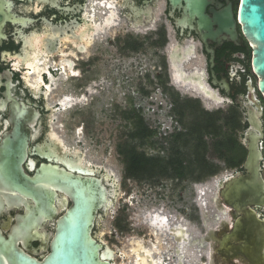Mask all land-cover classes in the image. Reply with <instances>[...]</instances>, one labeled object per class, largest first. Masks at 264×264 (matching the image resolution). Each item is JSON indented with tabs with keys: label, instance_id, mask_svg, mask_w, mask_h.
I'll use <instances>...</instances> for the list:
<instances>
[{
	"label": "flooded vegetation",
	"instance_id": "obj_1",
	"mask_svg": "<svg viewBox=\"0 0 264 264\" xmlns=\"http://www.w3.org/2000/svg\"><path fill=\"white\" fill-rule=\"evenodd\" d=\"M239 4L240 0H0V137L11 131L14 115L21 112L29 136L23 163L28 174L42 163L51 164L58 171L95 180L96 195L100 185L114 190L110 204L97 207L91 231L104 247V220L111 216L116 241L129 234L127 246H108L112 264H263L260 256L248 261L220 251L225 229L210 230L213 215L200 217L196 200L197 208L185 207L182 194L163 202L164 209L143 212L145 228L132 215L125 218L122 211L128 207L116 202L122 180L111 164L90 160L86 152L65 143L54 128V110L64 107L68 97L49 98L63 78L76 79L84 93L92 75L100 89L118 87L125 66L134 67L135 58L149 59L153 54L159 57L154 76L165 95L183 87L243 111L253 87L262 104L257 81L252 84L251 76L256 77L252 46L238 19ZM204 87L219 99L203 94ZM50 188L56 213L37 230L47 237L54 232L57 218L72 205L71 193L57 181ZM0 202L5 205L0 229L7 235L24 206L7 207L2 187ZM40 244L32 241L33 247ZM47 250L38 249L35 256L40 259Z\"/></svg>",
	"mask_w": 264,
	"mask_h": 264
},
{
	"label": "water",
	"instance_id": "obj_2",
	"mask_svg": "<svg viewBox=\"0 0 264 264\" xmlns=\"http://www.w3.org/2000/svg\"><path fill=\"white\" fill-rule=\"evenodd\" d=\"M238 19L252 46L251 66L264 100V0H240ZM204 90L211 98L219 99L212 90ZM247 99L242 105L247 123L241 135L246 148L243 172L235 171L219 183L211 197L214 212L207 213L203 197L201 204L205 216L213 215L214 224L209 229L223 227L226 231L219 242L220 251L241 255L248 261L260 256L264 264V215L259 212H264V107L255 97L253 87ZM22 117L21 112L16 113L11 131L0 137V187L5 189L7 207L24 206V212L16 216L7 235L0 229V264H112L111 248L103 247L91 231L97 207L106 208L114 190L100 185L96 195L95 180L58 171L51 164L42 163L33 174H28L23 163L29 136ZM54 181L71 193L72 205L57 218L54 232L47 237L37 230L56 213L55 194L50 188ZM4 208L0 202V212ZM34 240L41 244L33 247ZM38 249L47 250L40 259L35 256Z\"/></svg>",
	"mask_w": 264,
	"mask_h": 264
},
{
	"label": "rangeland",
	"instance_id": "obj_3",
	"mask_svg": "<svg viewBox=\"0 0 264 264\" xmlns=\"http://www.w3.org/2000/svg\"><path fill=\"white\" fill-rule=\"evenodd\" d=\"M139 36L137 35V38ZM146 58L147 56H141V60L135 58L134 67L125 66V72L119 75L120 85L113 89L107 87L100 89L93 84L92 80L96 77L92 75L88 77L86 93L78 89L75 84L77 80L74 78H63L57 81V87L49 93L50 100H60L63 97H68L69 100L64 107L54 110L57 116L54 120L55 130L67 145L86 152L90 160L101 165L111 164L119 180H122L116 202L128 207L122 211L125 218L132 215L143 228H145V224L141 222L143 212L164 209L163 202L168 204L169 200H175L180 194L185 207L197 208L195 205L197 201L200 217L205 215L201 204L202 197L207 201V213L214 212L215 207L211 197L217 191L219 183L236 170L226 168L219 162L221 168L217 173L199 181L189 177L181 183L173 179L153 182L124 176V157L120 151L124 143L129 140L130 133L134 131L139 116L149 128L156 130L155 138H160L169 134L174 127H180L177 120L179 114L172 110V97L176 93L180 98L198 100L200 106L208 111L229 106L227 101L214 102L183 87H178L180 91L172 89L165 95L158 88V81L154 76L153 65L158 64L159 57L152 54L149 59ZM128 78L130 80L126 81ZM251 79L252 84L255 85L257 78L251 76ZM262 105L264 106V100ZM189 120L191 119L183 118V121ZM138 149L148 154L163 152L156 144L144 145ZM262 150L264 151V141ZM197 187L199 191L201 190L200 192ZM161 198L163 201L160 200ZM169 211H173L172 208ZM112 224L111 216L105 217L101 235L104 245L111 248H116L118 245L127 246L129 234L123 233L122 241L119 243L112 234ZM200 228H203L202 225Z\"/></svg>",
	"mask_w": 264,
	"mask_h": 264
},
{
	"label": "trees",
	"instance_id": "obj_4",
	"mask_svg": "<svg viewBox=\"0 0 264 264\" xmlns=\"http://www.w3.org/2000/svg\"><path fill=\"white\" fill-rule=\"evenodd\" d=\"M172 110L179 114L180 127L155 138L139 116L120 153L124 157V176L136 180L163 179L199 181L226 168L242 170L246 148L241 135L247 128L243 111L236 105L208 111L198 100L172 97ZM139 114V113H138ZM189 121H183V118ZM155 138V139H154ZM159 146L162 153L148 154L138 147Z\"/></svg>",
	"mask_w": 264,
	"mask_h": 264
},
{
	"label": "bare ground",
	"instance_id": "obj_5",
	"mask_svg": "<svg viewBox=\"0 0 264 264\" xmlns=\"http://www.w3.org/2000/svg\"><path fill=\"white\" fill-rule=\"evenodd\" d=\"M203 94H205V95H207L204 91H201ZM108 164V163H107ZM149 221V220H148ZM157 231H159V230H157Z\"/></svg>",
	"mask_w": 264,
	"mask_h": 264
}]
</instances>
